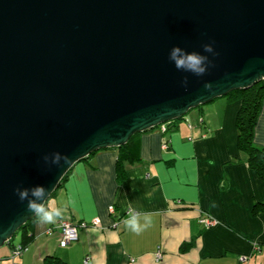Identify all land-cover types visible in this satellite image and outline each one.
Instances as JSON below:
<instances>
[{
  "label": "water",
  "instance_id": "water-1",
  "mask_svg": "<svg viewBox=\"0 0 264 264\" xmlns=\"http://www.w3.org/2000/svg\"><path fill=\"white\" fill-rule=\"evenodd\" d=\"M173 46L206 73L177 70ZM262 80L264 0H0V248L35 218L18 186L53 195L97 151Z\"/></svg>",
  "mask_w": 264,
  "mask_h": 264
},
{
  "label": "crops",
  "instance_id": "crops-1",
  "mask_svg": "<svg viewBox=\"0 0 264 264\" xmlns=\"http://www.w3.org/2000/svg\"><path fill=\"white\" fill-rule=\"evenodd\" d=\"M240 107V101L218 99L192 110L171 131L142 133L141 160L125 162L122 180L116 148L76 163L52 197L63 215L52 224L35 223L34 239L18 262L43 264L55 254L71 264H264V181L238 147ZM254 141L264 147V104ZM130 208L151 217L140 234L124 223ZM207 214L215 226L201 222ZM67 217H100L101 226L81 228L77 242L61 247L60 234L47 229ZM192 238L195 245L181 252ZM5 245L0 259H9L11 246Z\"/></svg>",
  "mask_w": 264,
  "mask_h": 264
},
{
  "label": "trees",
  "instance_id": "trees-1",
  "mask_svg": "<svg viewBox=\"0 0 264 264\" xmlns=\"http://www.w3.org/2000/svg\"><path fill=\"white\" fill-rule=\"evenodd\" d=\"M225 97L230 101L241 102V107L236 117V126L238 129V147L242 152L247 154L248 157L247 160L249 166L252 169H254L259 175V177L264 181V147L258 146L254 141L255 128L257 126L264 104V80L254 85L250 89L234 91ZM178 121L179 120H174L169 122L168 129L166 132L173 130V128L176 126V123ZM141 134L142 133L135 134L127 144L116 148L118 150L117 175L119 180H122L126 175L125 165H124L125 162H136L141 160V140H140ZM68 174L65 176L62 183L67 178ZM56 193L57 191L53 193L52 197ZM257 208L258 206H256V209ZM263 209H264V203H263ZM37 221L38 220L36 217L28 221L14 235L15 237L17 234H21L20 242H14V237H13L7 244H9L11 248L15 246V244H21L23 247H27L29 249L34 239L33 230H34V225ZM194 245H195V238H192L190 241H186L182 243L180 250L181 252L188 251ZM27 251H25L24 253H26ZM18 259L19 257L17 258V262ZM43 264H71V263L63 260L61 257L55 254H49L44 257Z\"/></svg>",
  "mask_w": 264,
  "mask_h": 264
},
{
  "label": "clouds",
  "instance_id": "clouds-1",
  "mask_svg": "<svg viewBox=\"0 0 264 264\" xmlns=\"http://www.w3.org/2000/svg\"><path fill=\"white\" fill-rule=\"evenodd\" d=\"M204 52L214 53L211 43L203 45ZM215 54V53H214ZM169 60L174 64L177 70L190 72L194 75L201 76L208 70V56L200 52H188L179 46H173L169 52ZM188 83L187 76L184 77L183 84ZM206 88H211V84L207 83ZM44 160H51L52 164L61 165V161L65 164L70 161V157L56 151L44 156ZM53 189H49L44 185H34L32 187H17L15 192L19 200L23 203L27 201L26 210L33 213L41 224H52L63 215V209L58 207L56 201L52 199ZM143 221V222H142ZM151 217L147 213H140L134 209H129L128 217L124 221L126 227L136 234H140L151 226Z\"/></svg>",
  "mask_w": 264,
  "mask_h": 264
},
{
  "label": "built area",
  "instance_id": "built-area-1",
  "mask_svg": "<svg viewBox=\"0 0 264 264\" xmlns=\"http://www.w3.org/2000/svg\"><path fill=\"white\" fill-rule=\"evenodd\" d=\"M202 122L203 120L200 119ZM169 122L162 124L159 129L161 132L165 133L168 129ZM190 127H192L191 124H189ZM163 148L168 149L169 145L167 143L163 144ZM109 213H114L115 207L113 205L109 206L108 208ZM127 215L124 216L125 218L128 217V211L126 213ZM201 222L206 227H213L215 226L218 221L213 218L210 215H205L202 217ZM90 226L100 227L101 226V218L96 217L90 222L86 221H75L72 218H61L58 223L54 226H51L47 229L48 234H53L55 232H58L60 234V246L61 247H67L71 245L74 242H77L79 240V230L81 228H88ZM27 247H23L21 244H15L10 250L9 258L12 262V264H19L17 262V258L20 257L25 251H27ZM157 259L162 258V253L159 251L156 255ZM88 262V257L86 259V263Z\"/></svg>",
  "mask_w": 264,
  "mask_h": 264
},
{
  "label": "rangeland",
  "instance_id": "rangeland-1",
  "mask_svg": "<svg viewBox=\"0 0 264 264\" xmlns=\"http://www.w3.org/2000/svg\"><path fill=\"white\" fill-rule=\"evenodd\" d=\"M220 100H227V98L226 97H222V98H219ZM218 100V99H217ZM212 103V102H211ZM206 106V105H205ZM196 109H198V108H196ZM196 109H194V110H196ZM193 110V111H194ZM191 113L189 112L186 116H189ZM185 116V117H186ZM20 240H21V234H17L15 237H14V242H20ZM0 250H6V245L5 246H3ZM9 260L10 259H8V258H6V257H3L2 259H0V262H9ZM11 262V261H10ZM9 264V263H8Z\"/></svg>",
  "mask_w": 264,
  "mask_h": 264
}]
</instances>
